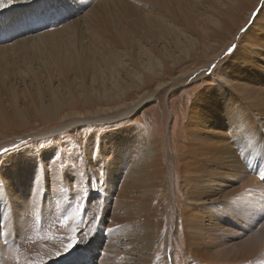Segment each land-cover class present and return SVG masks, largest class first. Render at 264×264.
I'll return each instance as SVG.
<instances>
[{
  "label": "bare ground",
  "instance_id": "1",
  "mask_svg": "<svg viewBox=\"0 0 264 264\" xmlns=\"http://www.w3.org/2000/svg\"><path fill=\"white\" fill-rule=\"evenodd\" d=\"M257 2L0 0V130L15 134L33 118L44 124L77 108L101 118L103 104L112 103L114 97L99 98L93 93L96 65L107 71L126 61L134 63L131 41L145 35H182L184 41L183 35H234ZM205 18L211 24L204 23ZM177 66L161 56L140 68L137 80L131 79L130 88L118 89V97L128 108L139 105L134 97L152 96L158 89L153 88V78L160 72L176 79ZM220 74L218 80L206 77L193 98L185 115L182 152L176 158L174 149L169 150L173 169L169 182L176 190L180 187L183 196L178 215L191 264H252L264 261L260 257L264 252V0ZM71 75L80 82L79 88ZM161 78L165 85L168 79ZM143 86L146 92L141 91ZM98 148L101 154L89 175L81 174L76 164L68 174L62 172L50 157L51 148L34 155L20 150L0 157V254L31 232L30 241L21 242L25 249L20 264H42L45 253L49 256L68 248L63 244L71 240L80 222L77 239H87L84 212L78 219L65 221L62 235L47 226L35 236L36 227L42 229L47 216L58 215L48 204L64 211L71 198L90 205L88 209L98 206L90 235L86 234L91 246L84 249L85 254L104 239L100 226L109 207L114 209L108 218L117 219L116 208L137 198H143L146 206L141 234L154 239L162 220L152 200L160 187L166 193L168 188L156 137L146 141L126 124L107 132ZM69 181L71 196L60 191ZM91 183L95 195H91ZM134 189L139 196L132 195ZM212 242L228 247L218 256L206 257ZM40 243H45L42 248Z\"/></svg>",
  "mask_w": 264,
  "mask_h": 264
},
{
  "label": "rangeland",
  "instance_id": "2",
  "mask_svg": "<svg viewBox=\"0 0 264 264\" xmlns=\"http://www.w3.org/2000/svg\"><path fill=\"white\" fill-rule=\"evenodd\" d=\"M262 1L258 0L256 8L245 13L244 22L234 35L229 33L227 35H214L215 37L205 34L183 35L186 41L182 35H145L142 39L137 37L138 39L134 38L131 41L134 46V63L126 61L107 71L102 66L96 65L98 68L97 76L91 85L94 86L96 92L93 91V93L99 98L114 97L112 103L103 104L105 109L101 118L91 112H84L81 108H77L74 109L75 111H64L55 116L52 121L44 124L37 123V120L33 118L27 128L15 134L11 131L7 134L4 132L5 130H0V157L13 155L17 151L24 150L28 155H34L39 154L41 150L51 148L52 155L50 157L60 165L62 172L66 174L76 164L81 167V174L89 175L92 170L90 166L96 164L94 159L101 154L98 142L107 132L119 128L121 125H130L134 135L140 136L146 141L155 136L162 152V162L165 165L164 176L168 188L166 193L164 188L160 187L157 196H155L156 200H152L153 205L158 208L157 217L162 220L160 230L154 239L151 236L146 239L141 234L146 222V206L142 204L143 198H137L131 204L120 205L119 208H116L117 219L108 218V213L114 209L109 207L110 211L106 214V221L103 226H100L104 239L85 254L84 249L91 246V237L86 234L91 232L89 225L95 221L97 210L95 208L98 206L94 208L95 210L88 209L87 207L90 205H83L78 199L71 198L70 204L66 207L67 210L64 211H59L60 209L56 205L54 207L53 204H48V208L51 207L50 209L55 210L58 215L53 217L50 214L47 216L46 224L42 229L39 230L36 227L38 231H34L36 234L32 233L38 236L45 232L48 226V229H52L50 230L53 231L52 233L56 232L57 235H62V227L66 223L65 221L67 219L73 221L76 216L78 219L84 212L85 217L88 218L83 236H87V239H83L82 242L77 239V234L81 229L80 222L76 225L75 232L73 231L74 235L71 232L72 237L71 240L69 239L71 242L63 244L64 248H68L60 253L57 251L50 253L49 256L46 253V256L42 254V264H185V262L191 264L193 262L184 249L186 245L178 215L183 196L180 187L176 190L173 182L172 184L169 182L173 171L170 167L171 161L168 158L170 156L169 150L171 147L174 149L176 158L181 154L182 147L186 142L184 135L185 115L196 92L205 83L206 77L220 79L221 69L226 66L243 33L251 25ZM206 21L209 24L212 22L205 18L203 22ZM114 49L117 50L118 48L114 47ZM159 56L167 57L169 65L177 63L178 69L173 75L177 78L171 80L169 74L160 72L159 77L153 78V88H158L153 92V95H145L144 97L136 95L134 100H140L141 103L128 108L125 101L118 97V89L130 88L131 79L137 80L136 72L150 62L157 61ZM214 70H216V75L212 74ZM128 75L130 76L128 77ZM73 76H70V80L75 87L79 88L80 82L77 79L72 80ZM161 77L168 79L165 85ZM86 84H90V82L87 81ZM42 85L45 87V82L42 81ZM141 91L146 92V87H141ZM23 99L26 101V97L23 96ZM70 112H74V114ZM106 147L103 146V148ZM70 183L71 181L62 185L61 193L68 196L72 195V191L68 188ZM71 187L74 185L72 184ZM144 188L146 186L137 189L142 190ZM89 189L91 195H95L93 183ZM137 193L134 189L132 195ZM137 195L139 196V194ZM94 201H96L94 205H97L96 198ZM111 229L113 230L111 231ZM107 231L109 232L105 236L104 233ZM30 233L24 239L22 237L15 240L10 250L0 254V264L5 262V264H20L24 254L21 252L25 249L21 242H23L22 240L30 241L31 238L29 237L32 235ZM215 243L212 242L206 257L218 256L220 255L218 252L228 247V244L219 246ZM44 244L40 243L39 248H42ZM262 255L261 258L264 257V252ZM251 263L260 264L264 261L257 259Z\"/></svg>",
  "mask_w": 264,
  "mask_h": 264
},
{
  "label": "snow or ice",
  "instance_id": "3",
  "mask_svg": "<svg viewBox=\"0 0 264 264\" xmlns=\"http://www.w3.org/2000/svg\"><path fill=\"white\" fill-rule=\"evenodd\" d=\"M5 151H8V150H5ZM69 247H71V245H69Z\"/></svg>",
  "mask_w": 264,
  "mask_h": 264
}]
</instances>
